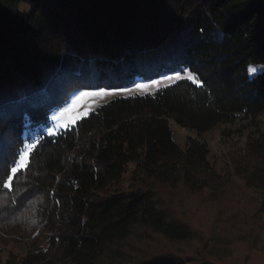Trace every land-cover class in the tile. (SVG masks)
Here are the masks:
<instances>
[{"label": "trees", "instance_id": "trees-1", "mask_svg": "<svg viewBox=\"0 0 264 264\" xmlns=\"http://www.w3.org/2000/svg\"><path fill=\"white\" fill-rule=\"evenodd\" d=\"M259 65L264 0H0V264H227L240 239L257 242L264 131L222 175L206 143L179 146L171 122L204 135L238 114L264 116V70L249 71ZM182 71L203 86L187 78L117 97L38 133L28 167L5 186L26 131L48 125L74 91ZM194 196L224 218L204 230L184 208ZM18 242L28 250L3 259Z\"/></svg>", "mask_w": 264, "mask_h": 264}, {"label": "rangeland", "instance_id": "rangeland-1", "mask_svg": "<svg viewBox=\"0 0 264 264\" xmlns=\"http://www.w3.org/2000/svg\"><path fill=\"white\" fill-rule=\"evenodd\" d=\"M31 8V4L25 2L21 5V12L25 13ZM252 68L255 69L254 72H260L261 70H264V65L252 66ZM254 72H252V76L254 75ZM189 73V71L173 72L154 80L139 78L128 87L74 91L70 101L66 105L58 107L53 112L48 125L40 126V129H37V133L32 131L30 128L26 131L27 139L21 152L24 153L25 149L29 145H36L39 139L38 133L45 132L48 135L57 134L60 130L73 126V124L76 123V120L86 116L89 112L96 109L103 103L114 100L117 97H128L132 94H144L147 92L154 93L160 87L173 84V82L181 79H187ZM177 76L180 78L169 79V77ZM156 82L159 83L157 84ZM142 85L146 86V89L143 91L139 90V86ZM100 92L115 94L106 96L104 98H100L98 96H82V94H95ZM73 116L76 117L74 123L71 122ZM171 125L172 131L174 133V139L177 141L180 147L185 148L189 138L206 143L210 149V154L208 156L209 161H211L212 164L216 166L218 173H221L222 175H228L232 174L235 169L234 163L230 159L231 155L235 152L244 151L249 140L258 139L261 136L262 132L264 131V116L254 119L243 114H238L234 116L231 122L219 124L213 130L209 131L208 133H204V135H199L195 131L182 128L175 121H172ZM22 153L20 154L16 164L20 161ZM128 179L130 178L128 177ZM223 203L225 206L228 205L227 202ZM220 207L222 208L220 204L212 203L207 199L203 200L198 196H194L190 200H187L184 206L190 219L200 224L204 230H207V227L211 226L212 222L215 221L216 218L220 220L224 218H221L218 214ZM262 217L264 221V213L262 214ZM153 245H156V243ZM28 246L29 245L26 242L11 243L10 245L2 247L1 255H3V259L6 260L10 257L9 252L22 254L28 250ZM156 246V248L153 246L152 249L157 252H160L164 247L163 245V247H159L158 245ZM167 246L169 247V245ZM170 246H173L171 248L174 251L177 250L178 247L181 249L188 248L187 245L184 244L179 245L178 247L174 245ZM233 248V257H227L225 259L227 264H237V262L238 264H264V233L257 242L249 244V242L245 241V239H240L235 243Z\"/></svg>", "mask_w": 264, "mask_h": 264}, {"label": "snow or ice", "instance_id": "snow-or-ice-1", "mask_svg": "<svg viewBox=\"0 0 264 264\" xmlns=\"http://www.w3.org/2000/svg\"><path fill=\"white\" fill-rule=\"evenodd\" d=\"M249 71L250 72H254L255 69L250 68ZM179 78H180L179 76H177V77H169V79H179ZM187 78L189 80H191L194 84H197L198 86H203L200 83L198 77L194 76L192 73H189ZM156 83L158 84L159 82H156ZM145 89H146V86H143V85L142 86H139V90L143 91ZM114 94L115 93L100 92V93H95V94H82V96H98L100 98H104L106 96H110V95H114ZM75 120H76V117L73 116L71 122L74 123ZM34 148H35V145H29L25 149L24 153H22L21 158H20V161L16 164L15 167L12 168V170H11V173L12 174H11V176H9L7 178V182L5 184L6 187H11L12 186V183H13V179L16 176V174L20 170L26 169L28 167V164L30 163V159H29L30 153H31L32 149H34Z\"/></svg>", "mask_w": 264, "mask_h": 264}]
</instances>
